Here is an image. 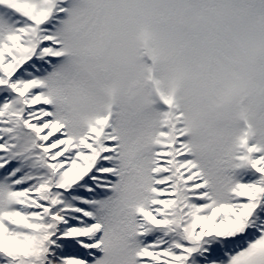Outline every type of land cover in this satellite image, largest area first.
I'll list each match as a JSON object with an SVG mask.
<instances>
[{"label": "snow or ice", "instance_id": "6c2138e0", "mask_svg": "<svg viewBox=\"0 0 264 264\" xmlns=\"http://www.w3.org/2000/svg\"><path fill=\"white\" fill-rule=\"evenodd\" d=\"M0 264H264V0H0Z\"/></svg>", "mask_w": 264, "mask_h": 264}]
</instances>
